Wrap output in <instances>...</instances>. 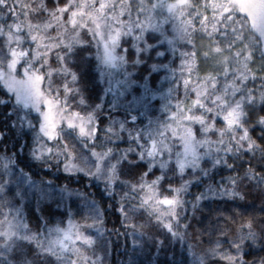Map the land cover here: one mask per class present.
Returning a JSON list of instances; mask_svg holds the SVG:
<instances>
[{"label": "snow or ice", "instance_id": "1", "mask_svg": "<svg viewBox=\"0 0 264 264\" xmlns=\"http://www.w3.org/2000/svg\"><path fill=\"white\" fill-rule=\"evenodd\" d=\"M121 237L264 264V0H0V264Z\"/></svg>", "mask_w": 264, "mask_h": 264}, {"label": "trees", "instance_id": "2", "mask_svg": "<svg viewBox=\"0 0 264 264\" xmlns=\"http://www.w3.org/2000/svg\"><path fill=\"white\" fill-rule=\"evenodd\" d=\"M107 218L109 220L108 227H112V222L115 221L116 217L114 215H112L111 213H109ZM113 239L115 241V237H113ZM123 244H124V238L123 237H121L119 241H116L114 243L113 252H112V264H119L120 256L123 255V249L121 247ZM117 248L121 249L119 254L116 252Z\"/></svg>", "mask_w": 264, "mask_h": 264}]
</instances>
